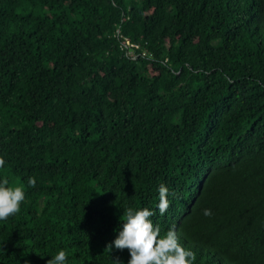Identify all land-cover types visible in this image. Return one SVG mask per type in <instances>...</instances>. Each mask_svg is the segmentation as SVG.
<instances>
[{"label": "trees", "instance_id": "trees-1", "mask_svg": "<svg viewBox=\"0 0 264 264\" xmlns=\"http://www.w3.org/2000/svg\"><path fill=\"white\" fill-rule=\"evenodd\" d=\"M0 157V264H128V207L193 264H264V0H0Z\"/></svg>", "mask_w": 264, "mask_h": 264}, {"label": "clouds", "instance_id": "clouds-1", "mask_svg": "<svg viewBox=\"0 0 264 264\" xmlns=\"http://www.w3.org/2000/svg\"><path fill=\"white\" fill-rule=\"evenodd\" d=\"M5 160L0 157V169ZM35 178L29 177L28 186H35ZM169 189L161 184L158 188L159 201L157 209L163 215L170 206L168 200ZM176 194L173 193V196ZM25 200L24 188L20 185L10 184L7 177L0 178V221L20 212V206ZM205 216H211V209H204ZM156 212L149 208L133 209L128 207L123 212V223L115 239L105 246L110 253L112 248L129 253L128 264H193L196 255L185 248L174 228H170L161 235V229L154 225L151 219ZM67 253L59 250L46 264H66ZM114 264H120L115 260Z\"/></svg>", "mask_w": 264, "mask_h": 264}, {"label": "built area", "instance_id": "built-area-1", "mask_svg": "<svg viewBox=\"0 0 264 264\" xmlns=\"http://www.w3.org/2000/svg\"><path fill=\"white\" fill-rule=\"evenodd\" d=\"M121 47L123 50L126 51L127 55H131L134 54L135 49H140L141 45L137 43H132L128 38H125V41L121 43Z\"/></svg>", "mask_w": 264, "mask_h": 264}, {"label": "bare ground", "instance_id": "bare-ground-1", "mask_svg": "<svg viewBox=\"0 0 264 264\" xmlns=\"http://www.w3.org/2000/svg\"><path fill=\"white\" fill-rule=\"evenodd\" d=\"M36 137V136H35ZM33 138V137H32ZM31 138V139H32ZM34 139V138H33ZM147 160V159H146ZM146 163H147V161H146ZM149 163V162H148ZM144 164H145V162H144ZM143 164V165H144ZM141 165V164H140ZM150 165V164H149ZM143 167V166H142ZM147 167V166H146ZM145 169V168H144ZM150 169V168H149ZM152 169V168H151ZM208 169V168H207ZM230 169V168H229ZM145 170H147V169H145ZM201 172V171H200ZM138 174V173H137ZM199 174V173H198ZM136 175V174H135ZM139 175H141V173L139 174ZM147 175V174H146ZM149 175V174H148ZM151 175V174H150ZM137 176V175H136ZM201 176V175H200ZM228 176V175H227ZM199 177V176H198ZM147 179V178H146ZM152 179V178H151ZM137 180V179H136ZM153 180V179H152ZM149 186V185H148ZM152 186V185H151ZM193 186V185H192ZM195 187V186H194ZM124 188V187H123ZM125 189V188H124ZM152 190V189H151ZM194 190V189H193ZM196 190V189H195ZM192 191V190H191ZM150 192V191H149ZM199 192V191H198ZM145 193V192H144ZM147 193V192H146ZM199 195V194H198ZM178 203V202H177ZM189 204V203H188ZM185 205V204H184ZM193 205V204H192ZM175 206H176V204H175ZM188 207V206H187ZM199 208V207H198ZM201 209V208H200ZM181 211V210H180ZM197 211H198V209H197ZM185 212V211H184ZM189 213V212H188ZM179 215H181V214H179ZM185 215H187V214H185ZM178 216V215H177ZM195 215H193V217H194ZM163 217V216H162ZM179 218H181L180 216H178ZM189 217V216H188ZM155 218V220L157 219V217H154ZM182 218H183V216H182ZM181 218V219H182ZM191 219V218H190ZM190 219H189V221H190ZM185 221H188V220H185ZM157 222V221H156ZM185 223V222H184ZM183 223V224H184ZM173 224H174V222H173ZM178 226V225H177ZM182 226V225H181ZM179 227H180V225H179ZM178 229V228H177ZM180 239H182V238H180ZM193 252H196V251H193ZM197 253V255H199V252L197 251L196 252Z\"/></svg>", "mask_w": 264, "mask_h": 264}]
</instances>
